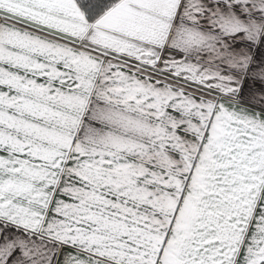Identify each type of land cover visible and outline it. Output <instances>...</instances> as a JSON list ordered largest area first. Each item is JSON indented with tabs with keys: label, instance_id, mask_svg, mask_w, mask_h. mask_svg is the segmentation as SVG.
<instances>
[{
	"label": "snow or ice",
	"instance_id": "6c2138e0",
	"mask_svg": "<svg viewBox=\"0 0 264 264\" xmlns=\"http://www.w3.org/2000/svg\"><path fill=\"white\" fill-rule=\"evenodd\" d=\"M0 264H264V0H0Z\"/></svg>",
	"mask_w": 264,
	"mask_h": 264
}]
</instances>
